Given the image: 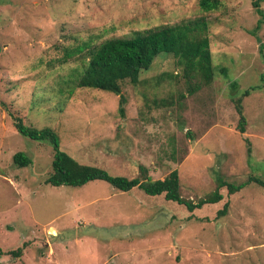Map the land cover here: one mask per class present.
Segmentation results:
<instances>
[{
	"label": "rangeland",
	"instance_id": "374dc122",
	"mask_svg": "<svg viewBox=\"0 0 264 264\" xmlns=\"http://www.w3.org/2000/svg\"><path fill=\"white\" fill-rule=\"evenodd\" d=\"M222 2L204 13L199 0H2L0 247L23 254L0 264H264L263 187L231 196L219 220L213 209L190 213L103 181L55 187L45 183L51 144L19 134L8 112L27 126L53 129L62 151L112 175L134 178L145 166L156 180L177 170L182 195L196 202L215 190V172L229 181H264V24L254 34L260 17L252 0ZM202 16L216 75L200 91L190 93L176 59L165 54L138 85L123 83L124 116L120 95L76 87L89 60L78 51L85 43L96 47ZM248 89L242 134L235 100ZM18 152L32 164L17 166Z\"/></svg>",
	"mask_w": 264,
	"mask_h": 264
},
{
	"label": "trees",
	"instance_id": "16d2710c",
	"mask_svg": "<svg viewBox=\"0 0 264 264\" xmlns=\"http://www.w3.org/2000/svg\"><path fill=\"white\" fill-rule=\"evenodd\" d=\"M264 0H252L253 8L259 15L254 34L264 24V10L261 3ZM2 0H0L1 4ZM222 0H199L200 10L211 13L222 8ZM210 23L205 16L187 20L174 25H165L143 32H137L131 37L112 38L102 42L96 47L85 43L80 52H87L89 59L85 65L83 75L77 80V88H88L120 95L119 111L124 116L126 98L122 93L124 82L138 85L141 74L151 69L154 61L161 55H171L176 59L177 65L182 69L183 77L190 84V93L200 91L204 86L215 80L213 57L209 38ZM260 53L264 59V44H261ZM226 74V70H223ZM200 78L193 84V80ZM264 81V74L262 75ZM235 90L237 82L233 83ZM253 90L256 87L252 88ZM251 90L244 91L235 100L237 112L240 115L238 130L246 133V117L244 115L243 100L250 96ZM9 112L14 121L17 132L35 141H47L53 149L52 172L45 183L58 186L82 187L90 182L103 181L121 192H130L139 189L151 198L164 197L168 202L185 207L190 213L203 208L213 209L215 219L219 220L229 213L230 197L241 192L252 184L264 188V181L249 176L246 181L237 182L227 180L220 172L216 173L214 191L199 199L197 202L184 198L179 172H171L163 179H153L145 166H139V176L128 178L115 176L107 170L88 164H82L60 148L59 134L50 128L37 129L27 126L24 119ZM248 159L252 158V147L248 139ZM14 163L21 167H28L32 160L24 152L14 155ZM229 197H228V196ZM226 200V201H225ZM23 248L3 251L0 247V260L3 256L21 257Z\"/></svg>",
	"mask_w": 264,
	"mask_h": 264
}]
</instances>
